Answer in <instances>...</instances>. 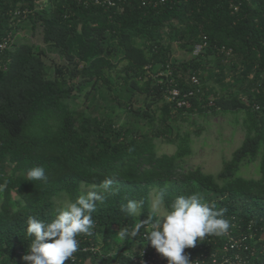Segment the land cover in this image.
I'll return each instance as SVG.
<instances>
[{
	"label": "trees",
	"instance_id": "obj_1",
	"mask_svg": "<svg viewBox=\"0 0 264 264\" xmlns=\"http://www.w3.org/2000/svg\"><path fill=\"white\" fill-rule=\"evenodd\" d=\"M116 1L107 8L95 0H0V44L10 40L0 49V264H29L22 259L33 239L29 216L51 220L63 199L100 191L95 186L108 176L118 191L97 202L92 234L78 237L73 264H135L144 250L160 255L144 238L152 223L134 238L116 236V226L158 219L153 191L163 193L165 210L195 192L225 209L231 225L264 229V0ZM27 28L59 63L47 65L40 46L17 43ZM205 37L207 49L194 56ZM176 48L189 59H174ZM192 75L201 93L191 108H178ZM173 88L181 92L175 103ZM219 115H230L245 136L214 176L192 164L194 141L184 125L199 132L196 117L208 123ZM252 164L258 178L240 174ZM38 165L47 182L27 179ZM129 199L142 202L133 217L120 211Z\"/></svg>",
	"mask_w": 264,
	"mask_h": 264
},
{
	"label": "clouds",
	"instance_id": "obj_2",
	"mask_svg": "<svg viewBox=\"0 0 264 264\" xmlns=\"http://www.w3.org/2000/svg\"><path fill=\"white\" fill-rule=\"evenodd\" d=\"M29 181L47 182L48 176L43 166H34L27 170ZM114 178L105 177L98 186L100 191H88L85 195L67 201L56 210L51 220L29 216L26 233L32 237V243L22 259L29 264H70L74 253L79 250L80 235H91L94 227L93 213L97 202L103 203L107 196L118 191L113 186ZM163 193L152 202L154 213H161L158 219L149 217L128 226H116V236L123 240L136 237L141 229L152 223L151 230H145L144 238L157 253L166 258L168 264H190L186 248H194L197 240L206 236L217 237L228 233L231 223L224 218L225 209H218L214 203L206 202L200 193L178 195L170 205L161 212L164 205ZM142 202L129 199L120 205V211L126 216L138 215ZM13 211H19L14 207Z\"/></svg>",
	"mask_w": 264,
	"mask_h": 264
},
{
	"label": "built area",
	"instance_id": "obj_3",
	"mask_svg": "<svg viewBox=\"0 0 264 264\" xmlns=\"http://www.w3.org/2000/svg\"><path fill=\"white\" fill-rule=\"evenodd\" d=\"M170 1L171 0H158L160 4H166ZM95 2L107 8L114 7L117 4L116 0H95ZM235 9L237 10V8ZM9 42V38H5L0 44V49L2 51L7 49L9 47ZM207 47L208 41L205 37L195 45L193 55L199 56ZM189 82L194 87L183 96V100L178 101V108H191L190 99L201 93V83L197 76H190ZM180 95V90L178 88H173L169 92L168 100L175 103ZM223 236L225 240L222 239V241H220L221 243L217 240V236L211 235L206 236L202 241L198 238L194 248H186L185 254L188 255L190 264H264V261L256 259L258 254L264 255V252L258 251L257 248L258 242L264 241V229L258 230L252 222H249L247 224V229L244 230V228L235 221L231 225L228 233ZM89 251L97 252L98 249L95 247H86L82 250V252ZM77 254L78 253H74V258L70 264L76 263ZM133 261L135 264H168L163 258L158 255H153L148 250L141 251L138 256L133 258Z\"/></svg>",
	"mask_w": 264,
	"mask_h": 264
},
{
	"label": "rangeland",
	"instance_id": "obj_4",
	"mask_svg": "<svg viewBox=\"0 0 264 264\" xmlns=\"http://www.w3.org/2000/svg\"><path fill=\"white\" fill-rule=\"evenodd\" d=\"M17 43L28 42L34 46H40L45 50L44 61L47 65L53 67L54 64L59 63L57 55L46 49V45L43 43L42 38L38 32L34 33L30 29L20 31V38ZM174 59L187 61L189 58L185 56L180 49L176 48L174 52ZM197 119V125L202 127L198 132L197 126L184 125L186 130L192 132V140L194 141L195 155L192 157V164L195 167H200L204 173L217 176L224 169V162L230 161L234 151L240 147L243 142L245 133L243 132L242 125L234 126L231 124L232 117L229 116H214L208 120L203 118ZM163 145V146H162ZM161 150L166 153L172 154L175 151L174 145L160 144ZM255 164H252L248 168H243L242 172L246 178H258L259 173H255ZM155 191L151 193V208L152 202L157 197ZM68 200L63 199L61 201L62 207ZM165 209L162 206L161 212ZM140 210L138 209V213ZM159 215L161 213H156ZM99 249V248H96ZM159 257L163 258L161 255Z\"/></svg>",
	"mask_w": 264,
	"mask_h": 264
}]
</instances>
